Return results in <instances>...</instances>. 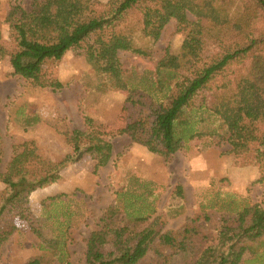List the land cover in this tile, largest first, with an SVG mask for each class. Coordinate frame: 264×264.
<instances>
[{
	"label": "trees",
	"instance_id": "obj_1",
	"mask_svg": "<svg viewBox=\"0 0 264 264\" xmlns=\"http://www.w3.org/2000/svg\"><path fill=\"white\" fill-rule=\"evenodd\" d=\"M5 21L16 44L9 56L10 76L33 87L61 88L59 82H41L43 67L59 64L68 52L83 57L104 90L127 93L121 133L132 144L168 159L184 142L203 135L193 130L188 112L206 109L217 120L209 133L216 146L244 153L242 167L264 162V0H30L28 10L19 0L10 5ZM170 21L187 28L178 53L155 61L152 90L132 86L118 54L152 59ZM37 122L35 114L24 120L28 126ZM84 122L88 130L68 136L71 152L59 163H39L34 156L37 164H28L34 151L17 146L6 170H0L5 187L0 248L27 224L39 250L23 264H69L65 235H45L28 202L65 164L85 154L94 161V171L108 164L112 144L90 118ZM133 181L151 195L149 184ZM252 184L264 190V177ZM137 198H127L124 206L116 201L101 214L86 243L84 264H138L149 250H155L157 264H170L178 254L185 264H243L246 255L264 251V202L233 201L214 224L202 211L182 228L161 234L158 219L140 228L148 217L143 206H135ZM200 219L213 226L212 237ZM200 240L205 243L199 246ZM167 249L170 255L164 254Z\"/></svg>",
	"mask_w": 264,
	"mask_h": 264
},
{
	"label": "rangeland",
	"instance_id": "obj_2",
	"mask_svg": "<svg viewBox=\"0 0 264 264\" xmlns=\"http://www.w3.org/2000/svg\"><path fill=\"white\" fill-rule=\"evenodd\" d=\"M14 2L19 0H0V170H6L17 146L20 150L34 151L28 164H37L39 159V163L42 160L59 163L71 152L68 136L75 130H88L85 116L112 144V156L106 166L94 171V161L85 154L81 160L65 164L29 196V210L39 218L42 232L65 235L69 264H84L86 243L98 218L116 201L124 206L127 198L139 197L135 206H143L142 214L148 217L140 228L158 219L161 234L182 228L188 218L202 211L209 213L214 224L224 213L222 208L233 201L264 202L263 187L252 184L264 177V162L242 167L244 153H226L228 146H216L209 133L217 120L206 109L188 112L193 130L203 135L184 142L174 156L165 159L134 146L121 133L127 93L104 90L83 57L74 52H68L59 64L42 69L41 82H59L61 88L33 87L21 78L10 76L9 56L16 50V44L5 18ZM20 4L28 10L30 0H20ZM188 20H192L190 15ZM186 34V26L170 21L155 44L152 59L120 52L121 65L133 79L131 85L152 90L156 81L155 61L167 52L178 53ZM31 114L38 117V122L28 126L24 120ZM192 167L206 173H195ZM133 180L149 184L146 188L151 195L143 191L142 185H134ZM4 188L0 182V195ZM61 194L66 197L53 203L48 200ZM198 224L205 226V232L212 237V225L203 219ZM200 241L199 246L205 243ZM38 253L28 225L23 224L1 246L0 264H23ZM171 253L169 249L164 251L165 255ZM260 254L246 255L243 264H264V251ZM157 263L155 250H149L138 264ZM170 264H185V259L178 254L170 259Z\"/></svg>",
	"mask_w": 264,
	"mask_h": 264
},
{
	"label": "crops",
	"instance_id": "obj_3",
	"mask_svg": "<svg viewBox=\"0 0 264 264\" xmlns=\"http://www.w3.org/2000/svg\"><path fill=\"white\" fill-rule=\"evenodd\" d=\"M134 146H138V145H134ZM138 147H141V146H138ZM147 151V150H146ZM213 152H214V150H212ZM178 152V151H177ZM176 152V153H177ZM149 153V152H148ZM175 153V154H176ZM151 154V153H150ZM175 154H173V155H171L170 156V158L172 157V156H174ZM223 154V153H222ZM218 156H220V152H218ZM221 158V157H220ZM169 159V158H168ZM192 169H193V172H195V173H198V174H200V173H206V171L204 172V170H200V168H197V167H192Z\"/></svg>",
	"mask_w": 264,
	"mask_h": 264
}]
</instances>
